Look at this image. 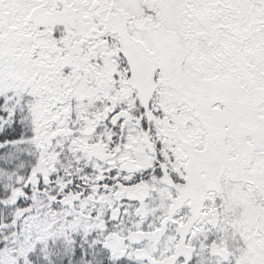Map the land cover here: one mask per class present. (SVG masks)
Listing matches in <instances>:
<instances>
[{
	"label": "snow or ice",
	"instance_id": "6c2138e0",
	"mask_svg": "<svg viewBox=\"0 0 264 264\" xmlns=\"http://www.w3.org/2000/svg\"><path fill=\"white\" fill-rule=\"evenodd\" d=\"M0 264H264V0H0Z\"/></svg>",
	"mask_w": 264,
	"mask_h": 264
}]
</instances>
